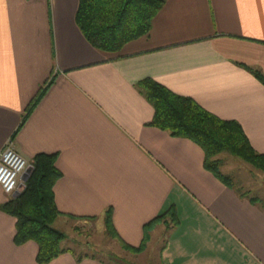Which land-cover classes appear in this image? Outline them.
Returning a JSON list of instances; mask_svg holds the SVG:
<instances>
[{"label":"crops","instance_id":"crops-1","mask_svg":"<svg viewBox=\"0 0 264 264\" xmlns=\"http://www.w3.org/2000/svg\"><path fill=\"white\" fill-rule=\"evenodd\" d=\"M79 2L0 0V152L11 139L30 165L56 154L58 229L96 220L107 233L111 209L120 237L138 247L145 224L173 206L177 221L150 231L161 264H264V205L208 170L194 140L153 125L138 87L151 77L238 121L264 154V83L253 72L264 74V0H166L149 34L116 53L83 34ZM23 187L10 195L0 185V205ZM16 223L0 208V264L111 263L90 242L62 243L39 263L36 241L15 242Z\"/></svg>","mask_w":264,"mask_h":264},{"label":"trees","instance_id":"trees-1","mask_svg":"<svg viewBox=\"0 0 264 264\" xmlns=\"http://www.w3.org/2000/svg\"><path fill=\"white\" fill-rule=\"evenodd\" d=\"M165 3L166 0H80L76 20L92 45L102 51L116 53L126 43L149 34L155 16ZM253 72L264 83V74L259 70ZM138 87L154 105L152 124L174 136L190 138L198 143L205 151V167L222 181L235 186L231 177L221 171L217 158L226 150L264 171V154L252 146L238 121L218 117L194 98L178 94L151 77L142 79ZM45 90L43 88L32 101L29 112ZM61 174L56 165V154H38L23 189L0 205L1 209L17 218L15 242L19 245L29 240L38 243L36 259L39 263H48L66 251L62 246L65 233L53 225L62 213L54 194V184ZM237 190L241 195H247ZM251 199L258 201L253 197ZM164 217H171L174 223L177 221L173 206L145 224L144 239L141 245L135 247L118 234L110 209L106 216L107 233L119 239L123 247L142 251L150 239V231Z\"/></svg>","mask_w":264,"mask_h":264},{"label":"rangeland","instance_id":"rangeland-1","mask_svg":"<svg viewBox=\"0 0 264 264\" xmlns=\"http://www.w3.org/2000/svg\"><path fill=\"white\" fill-rule=\"evenodd\" d=\"M217 158L220 160L221 171L231 177L236 188L264 205V171L227 150L218 154ZM168 218L166 219L169 223L171 217ZM62 231L65 233V239L62 242L64 245L67 243L76 250L82 251L83 247L80 244L90 242L93 247L90 248V252L95 251L106 257L108 261H111L110 264H161L158 259L159 238H156L149 247L147 243L144 250L134 251L123 247L119 239L101 231L96 220H90L88 224L71 225Z\"/></svg>","mask_w":264,"mask_h":264},{"label":"built area","instance_id":"built-area-1","mask_svg":"<svg viewBox=\"0 0 264 264\" xmlns=\"http://www.w3.org/2000/svg\"><path fill=\"white\" fill-rule=\"evenodd\" d=\"M29 165L10 139L0 152V185L6 193L13 195L19 190L21 178Z\"/></svg>","mask_w":264,"mask_h":264},{"label":"water","instance_id":"water-1","mask_svg":"<svg viewBox=\"0 0 264 264\" xmlns=\"http://www.w3.org/2000/svg\"><path fill=\"white\" fill-rule=\"evenodd\" d=\"M32 170H33V165H29L28 169H27L26 172H25L26 174H25V177H24V181H25V179H27V177L31 174ZM24 185H25L24 182H22L21 185H20V188H19V189H21ZM18 192H19V191H17V193H18Z\"/></svg>","mask_w":264,"mask_h":264}]
</instances>
